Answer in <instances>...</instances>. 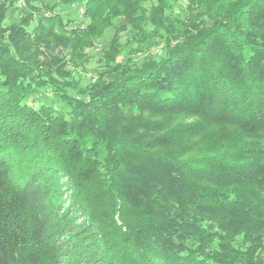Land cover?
I'll return each instance as SVG.
<instances>
[{
  "label": "trees",
  "instance_id": "16d2710c",
  "mask_svg": "<svg viewBox=\"0 0 264 264\" xmlns=\"http://www.w3.org/2000/svg\"><path fill=\"white\" fill-rule=\"evenodd\" d=\"M260 260L264 0H0V264Z\"/></svg>",
  "mask_w": 264,
  "mask_h": 264
},
{
  "label": "rangeland",
  "instance_id": "374dc122",
  "mask_svg": "<svg viewBox=\"0 0 264 264\" xmlns=\"http://www.w3.org/2000/svg\"><path fill=\"white\" fill-rule=\"evenodd\" d=\"M45 1H50V2H54L55 0H45ZM112 33H109L105 35V37H103L100 41V43L98 44V46L95 48V50H90L87 49V53L89 55V60L88 62H85L86 67L85 70L81 71L80 74L81 76H87L89 77L92 73V71L99 65V58L102 55V50H101V46L104 45L105 43H107L111 37ZM158 51V50H157ZM159 53V52H158ZM85 80V79H84ZM256 264H264V262L257 261Z\"/></svg>",
  "mask_w": 264,
  "mask_h": 264
}]
</instances>
